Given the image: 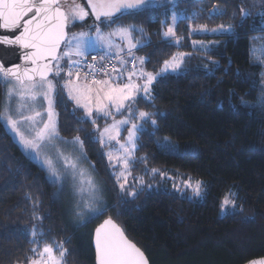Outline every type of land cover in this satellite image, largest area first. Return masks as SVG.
Wrapping results in <instances>:
<instances>
[{"label":"trees","instance_id":"trees-1","mask_svg":"<svg viewBox=\"0 0 264 264\" xmlns=\"http://www.w3.org/2000/svg\"><path fill=\"white\" fill-rule=\"evenodd\" d=\"M171 4L158 2L142 14L117 15L114 23L102 20L99 26L142 30V35L135 33L142 45L137 52L148 72L157 73L177 53L188 54L179 73L152 85L153 102L137 99L138 108L152 113L157 123L139 133L134 162L202 183L203 198L142 190L135 198L121 199L104 154L107 147L98 142L94 124L74 108L64 90L59 91V134L67 141L78 136L83 142L106 188L107 205L87 224L69 226L56 186L0 122V264H28L33 230L39 244H63L65 264H95L93 233L88 244L82 233L107 217L145 252L150 264H245L264 257V109L244 104L257 101L264 81V64L259 62L264 53V0H177L173 8ZM215 5L225 15H211ZM241 7L251 11L243 21ZM172 11L196 17L176 27L178 45L162 35ZM199 25L208 30L231 26L232 32L207 35L218 45L204 53L192 45L198 36L191 29ZM3 95L0 86V104ZM163 138L173 143V150L158 144ZM229 195L236 209L222 215L221 202Z\"/></svg>","mask_w":264,"mask_h":264},{"label":"snow or ice","instance_id":"snow-or-ice-1","mask_svg":"<svg viewBox=\"0 0 264 264\" xmlns=\"http://www.w3.org/2000/svg\"><path fill=\"white\" fill-rule=\"evenodd\" d=\"M158 2L159 0H87V8L96 20L104 18L114 23L113 17L119 18L117 14L120 16L142 14L148 8L158 6ZM169 2L175 7V0H169ZM239 12L242 21L251 15V11L244 7L239 8ZM88 15L89 11L75 0L71 3L69 0H0V29L17 33L13 38L0 37V43L18 45L25 50L24 65L5 68L3 64H0V86L5 89L3 103L0 104V122L15 135L25 153L33 159L38 160L45 149L55 151V157L46 155L42 165L47 168L53 183L62 182L69 176L72 178L81 196L76 213L80 219H83L86 214L95 216L103 213L104 209L101 207L103 193L91 174L80 167V158L83 155V142L80 138L77 136L71 141L73 148L79 146L77 151L68 153L58 147L57 142L69 143L59 139L56 120L58 114L55 111L58 92L67 90L68 98L74 100L77 107L83 108L85 115L89 118H92L93 109L98 115L113 117V123L99 133L98 142L104 146L115 141L119 146L116 149L115 159L122 165V170L113 175L122 192L136 196L138 194L136 191L125 188L127 175H130V168L134 164L138 133L143 127L134 121L150 122L153 127L157 123L152 113L135 109L134 106L139 102L137 97L142 93V99L153 102L152 85L158 78L162 80L169 71L179 72L187 55L181 52L165 60L161 70L155 74L143 69L136 71L135 60L128 61L121 58V67L118 68L115 65L111 67V72L115 73V76L109 75L105 71V66L101 65L98 70L108 76V79L97 80L95 73L87 72L85 77L92 76L91 86L87 80L83 84L76 83L72 77L75 74L76 81H79L81 60L73 59V57H86L89 49H95L97 46H106L109 49L119 47L112 40L113 36L126 42L127 54L130 56L133 55V49L141 45L135 33L139 31L142 35V30L131 26L119 27L107 36L96 28L95 38L85 32L72 34L68 38L65 29L69 23L77 19L83 20ZM211 15L223 16L225 13L220 8L214 7ZM195 19L196 17L189 18L172 11V23L163 32V37L170 43L174 42L178 45L180 40L175 39L176 27L181 22ZM191 30L205 31L207 26L199 25ZM219 30L231 32L232 28L220 25ZM211 31L216 32L218 29ZM62 44H64V50L60 51ZM193 44L195 46L196 42L194 41ZM261 48L264 49V45H261ZM115 56H119V52L115 53ZM65 58H67L66 68L61 64ZM104 58L101 57V59ZM259 62L264 64V53ZM128 63H132L133 70L128 72L127 80L120 83L124 74L123 66ZM144 63V58H139V64ZM87 67L95 69L97 66L87 65ZM62 74H66L68 79H64ZM61 80L63 84L60 83ZM44 102L47 103L46 108H44ZM260 103L264 106V99ZM112 109L116 113L121 115L127 113V115L124 119L115 120ZM96 122V119L92 118L94 125ZM129 124L127 140L121 143L119 139L121 128ZM107 156L110 162L114 159L111 151L107 153ZM141 160L144 162V158ZM200 187L197 182L193 189L196 195H200ZM229 203H232L233 208L236 207L234 202L225 198L221 207L222 212L224 205ZM31 235L32 243L39 244L36 239L38 233L33 230ZM94 243L96 264H148L143 252L126 238L111 218L96 228ZM31 251L34 254L31 264H65L67 249L62 243L53 241L51 244H44L42 249L37 247ZM250 264H264V259L251 261Z\"/></svg>","mask_w":264,"mask_h":264},{"label":"rangeland","instance_id":"rangeland-1","mask_svg":"<svg viewBox=\"0 0 264 264\" xmlns=\"http://www.w3.org/2000/svg\"><path fill=\"white\" fill-rule=\"evenodd\" d=\"M164 1L169 2V0H159L160 3L164 2ZM176 1L177 0H175V2ZM253 1L254 0H252V2ZM71 2H72V0H69V3H71ZM75 2L81 4V6H84L85 10L89 11V15L86 16L83 20L77 19V20L72 21V22L69 23V25H68L69 38L71 37L72 34H79L81 32L88 33L91 37L95 38V35H96V31L95 30H96V28H99L100 31L107 36L109 33H113V32L116 31L117 28H119V27H116V28H112V29H109V30L101 29L100 26H99V22L102 21V20H105V19L101 18V20H99V21L95 19V17L91 14L90 9L87 8V0H75ZM171 5H172L171 8H173V4H171ZM214 7H218L224 12V10L221 7L216 6V5ZM213 8L211 9L210 13H212ZM117 15H119V14H117ZM216 17H222V16L216 15ZM171 23H172V21H171V17H170V23L166 27L163 28L162 35H163V32L167 30V27L169 25H171ZM80 25H86V26H89V28L87 30H79L78 27ZM225 28H227V27H225ZM231 32H225V31L219 30V28H218V31H216V32H213V31L208 30V29L205 30V31H196V32L192 31L193 35H197L198 36V39H193L192 40L193 48H198L201 51H203L204 53H207L213 47L218 45V43L212 39L213 37L210 39V36H207V35L219 36L221 34H230ZM112 40L119 47H113V48L109 49L106 46H97L95 49H89L88 55L93 53V52H97V53H99L100 62H103L104 60L108 59L109 56L110 57L115 56V53L119 52V54H122V56H124V58L126 57L124 60H129V59H133L134 58V60L136 61V69H135L136 71H139L141 69L147 71L145 69L144 64L143 65L139 64V58H142V56H140L138 54L137 50L142 45H140L137 48L133 49V55L130 56V55L127 54V44H126V42L121 41L117 36H113ZM194 41L196 42L195 46L193 44ZM201 45H203V47H201ZM120 49H122V51ZM205 49H207V52H205ZM63 50H64V46L62 48V51ZM187 56H188V54L186 55L185 59L187 58ZM86 57H83V58L73 57V59H80L82 61ZM101 57H105V58L101 59ZM66 63H67V58H65L64 61H61L62 66L65 65ZM182 68H183V65H182ZM182 68H181V70H182ZM132 70H133V68H129V67L126 68L125 67L123 78L120 80V83H124L127 80L128 72L132 71ZM179 72H177V73H179ZM177 73H172L171 71H169V73H167V74H177ZM153 74H155V73H153ZM112 76H115V73H113ZM64 79H68V78H64ZM72 79H73L74 82L79 83V84H83V83H85V80H87V83L91 86V81L89 80L88 76L85 77V74L80 76L79 81H76V78H72ZM100 79H108V77L105 76V77L99 78L98 80H100ZM133 79L135 80V77ZM139 82L143 83V81H139ZM60 83L63 84V80H61ZM4 92H5V89H4ZM64 92H65V95H66L67 99L72 103L74 108H76L78 111H80L82 113L83 118L88 119L91 122H92V118L96 119L97 122L94 125V132L96 133V137L98 139L99 133L101 131H103V129L106 126H108V125L113 123V117H103L102 115H98L95 112L94 109H93L92 118L87 117L85 115L84 109L77 107L75 101L68 98L67 90H64ZM142 95L143 94L141 93L137 97V99L142 98ZM3 99H4V95H3ZM262 99H264V81H262L260 83V93H259L257 101L255 103L244 102V104L247 105V106L253 107L255 109L256 108L264 109V106H262L261 103H260V101ZM2 103H3V101H2ZM46 107H47V103L44 102V108H46ZM134 107H135V109L137 111H143V110L138 108L137 104ZM55 111L57 113L56 108H55ZM112 111H113V116H114L115 120L124 119L126 117V115H127V113H125L124 115L116 113L114 109H112ZM56 120H57V126H58V118L57 117H56ZM134 122L137 123V124L143 125L142 130L148 128V126H152L150 122L145 123V122L140 121V120H135ZM129 127H130V124L129 125H124L121 128L120 136H119V139H120L121 143H125L126 142L127 136H128L127 129ZM6 130L8 131V133L10 134L12 139L16 142V144L20 147V149L24 152V154L29 159L34 161L40 168H42L45 171L46 176L48 177V179L52 182V180H51V178L49 176V173L47 171V168L42 165V162H43L44 157L46 155L55 157V155H56L55 151H53L52 149H45L44 151L41 152V155H40L38 160L37 159H33L32 156H30V155L25 153V151L23 150L22 146L19 144L18 139L15 137V135L13 133H11L10 130H8V129H6ZM139 133H138V137H139ZM59 139L62 140V141H67V140L63 139L60 136V134H59ZM71 141L72 140H68V142H69L68 144H60L58 142H57V144H58L59 148L65 150L68 153H71V152L77 151L79 149L78 145L75 148H73V146L71 144ZM158 144L162 148H166L168 150H173V147H174L173 143L171 141H169L167 138H163V139L159 140ZM106 146H107V148L104 151V154H105V156L107 158V161L109 163V166H110V171H111V175H112V178H113V182H114V184H116V189L118 191L117 195L121 199H124V198H135V196H130L126 192H122L121 191V189L119 187V184L117 183L116 178L113 175V173H118L120 170H122V165L120 163H118L116 161V159H115L116 149L119 146L115 143V141H111L110 144H106V145H104L102 147H106ZM110 151L113 152V156H114V159L111 162L109 161L108 156H107V153L110 152ZM82 153H83V155L80 158L81 159L80 167L85 169L87 172H89L91 174V176L93 177V179L98 184V186L102 189L103 195H102V199H101V207L103 209H105V207L107 205V201H108L107 200L108 199V197H107L108 194H107L106 188H105L103 182L97 176L93 166L88 161L87 156H86L85 151H84V147L82 149ZM121 182L122 183L124 182L123 179L121 180ZM197 182L198 181L190 179V178L184 179L181 175H176V176L172 175L170 172H167V171L164 172V171L156 170L155 172H153L152 170L143 168L141 165H139V163L134 162V164L130 168V175H127V182L125 183V188L128 189L129 191H136L137 193H139L142 190L169 191V192H172V193H176L180 197H183V198H186V199L201 200L203 198V196H204V188H203L202 183L199 182V184L201 186L200 187V195H196L194 193V191H193V189L197 185ZM53 184L56 186V194H57L59 200L61 201L62 208H63L64 214H65V217H66V221H67L69 226H71V227H81V226L87 224L89 221H91L94 218L99 216V215L93 216V215L86 214L83 219H80V218L77 217V215H76V213L78 211L77 204L79 203V201L81 199V196L78 193V191L76 190L74 182H73V180H72V178L70 176L68 178H66L65 180H63L62 182L53 183ZM188 185H191V186H188ZM225 198L229 199V201L234 202L235 206H237L233 196L229 195V196H227ZM225 198L221 202V207L224 204ZM235 209H236V207L233 208L232 207V203H229L227 205H224V211L222 212L220 210V212H221L222 215H224V214H226L228 212L234 211ZM94 229H95L94 226H91V227H89V229L86 232L82 233V237L84 239L85 244H88L89 238L91 237V234L93 233ZM38 238H39V236L37 235L36 239L38 240ZM32 240H33V237H32ZM33 244L34 245H33L32 249L33 248H37V247L42 249L43 246H44V245H42V243H40V244L33 243ZM56 255H58V253H56ZM33 256H34V254L32 253V258H33ZM28 264H31V260L28 262Z\"/></svg>","mask_w":264,"mask_h":264},{"label":"water","instance_id":"water-1","mask_svg":"<svg viewBox=\"0 0 264 264\" xmlns=\"http://www.w3.org/2000/svg\"><path fill=\"white\" fill-rule=\"evenodd\" d=\"M65 31L68 33V38H69L68 27L65 29ZM16 34L17 33H15V32H11V31H8V30H5V29H0V37L13 38ZM63 46H64V44L61 45L60 51H62ZM24 52H25V50L21 49L18 45H9V44L0 43V64H3V66L5 68L14 67L15 65H24L25 64V61L23 60ZM49 78H51V76ZM109 218H111V217L105 218L99 225H97V227H95V229L93 231V234H92L91 244H92V248H93V251H94V257H95L94 262H95V264H96V252H95V243H94L95 230L101 224H103L105 220H107ZM112 221L117 227H119L123 231V229L113 219H112ZM123 233H124V231H123ZM125 236H126V234H125ZM126 238L131 243L135 244L127 236H126ZM138 248L143 252L148 264H150V261H149L147 255L145 254V252L140 247H138ZM261 259H264V257L263 258H258V259H253L251 261H259ZM251 261H249V262H247L245 264H250Z\"/></svg>","mask_w":264,"mask_h":264},{"label":"built area","instance_id":"built-area-1","mask_svg":"<svg viewBox=\"0 0 264 264\" xmlns=\"http://www.w3.org/2000/svg\"><path fill=\"white\" fill-rule=\"evenodd\" d=\"M93 56H95V59H93ZM123 56H112L109 57L108 59L104 60L103 62H100L99 60V53H91L88 57H86L84 60L81 61V65H80V74L84 75L87 72H93L95 73V78L98 80L99 78L105 77L104 73L102 71H99L98 69L100 68L101 65L105 66V71H107L109 73V75L112 76V72H111V67L112 65H115L116 67L119 68L120 65V59ZM133 59H129V61H132ZM130 68H133L132 63H128ZM87 65H96L97 67L95 69H89L87 67ZM63 67H67V63L65 65H63ZM64 77H67L66 74H62ZM108 77V76H106ZM68 78V77H67ZM72 78H76L75 74H73ZM89 80H92V76H88Z\"/></svg>","mask_w":264,"mask_h":264},{"label":"crops","instance_id":"crops-1","mask_svg":"<svg viewBox=\"0 0 264 264\" xmlns=\"http://www.w3.org/2000/svg\"><path fill=\"white\" fill-rule=\"evenodd\" d=\"M93 53H96V52H93ZM119 56H122V54H119ZM110 57V56H109ZM126 58V57H125ZM124 56L122 57V59H125ZM129 61V60H128ZM121 67V65H119ZM125 67H129V64H126L123 66V68L125 69ZM130 68V67H129ZM73 141V140H72ZM107 147V146H106Z\"/></svg>","mask_w":264,"mask_h":264}]
</instances>
